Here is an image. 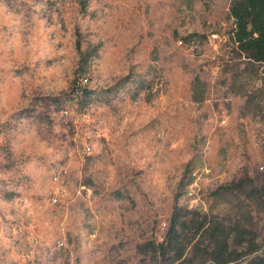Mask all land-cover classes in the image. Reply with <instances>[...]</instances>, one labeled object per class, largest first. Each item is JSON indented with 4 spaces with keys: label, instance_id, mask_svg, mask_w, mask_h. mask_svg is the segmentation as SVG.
I'll return each mask as SVG.
<instances>
[{
    "label": "rangeland",
    "instance_id": "obj_1",
    "mask_svg": "<svg viewBox=\"0 0 264 264\" xmlns=\"http://www.w3.org/2000/svg\"><path fill=\"white\" fill-rule=\"evenodd\" d=\"M230 3L0 0V264L264 248V63Z\"/></svg>",
    "mask_w": 264,
    "mask_h": 264
},
{
    "label": "trees",
    "instance_id": "obj_2",
    "mask_svg": "<svg viewBox=\"0 0 264 264\" xmlns=\"http://www.w3.org/2000/svg\"><path fill=\"white\" fill-rule=\"evenodd\" d=\"M229 11L234 20L231 38L236 43L237 48L251 60L264 63V0H231ZM82 93L90 94L91 91L83 89ZM186 226H188L187 222L181 220L175 211L165 239L161 242H147L144 246L151 248L154 252L162 253L170 246L179 244L180 230ZM210 227L206 226L205 222L198 223L196 231H211L212 235L220 232V225ZM227 238L224 236L211 259L195 264H264L263 245L249 241L245 249L240 252L231 251ZM197 246L199 244L194 247ZM183 255L184 252H181L178 258L181 259ZM181 262L193 264L192 259L186 257Z\"/></svg>",
    "mask_w": 264,
    "mask_h": 264
},
{
    "label": "built area",
    "instance_id": "obj_3",
    "mask_svg": "<svg viewBox=\"0 0 264 264\" xmlns=\"http://www.w3.org/2000/svg\"><path fill=\"white\" fill-rule=\"evenodd\" d=\"M212 38H214V39L218 38V34L213 33V34H212Z\"/></svg>",
    "mask_w": 264,
    "mask_h": 264
}]
</instances>
